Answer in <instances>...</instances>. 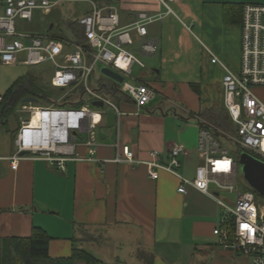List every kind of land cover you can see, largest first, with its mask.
Here are the masks:
<instances>
[{"label": "crops", "instance_id": "0c3cea01", "mask_svg": "<svg viewBox=\"0 0 264 264\" xmlns=\"http://www.w3.org/2000/svg\"><path fill=\"white\" fill-rule=\"evenodd\" d=\"M97 1L116 9L121 29H128L140 13L154 18L145 39L157 41L158 52L146 55L135 50L143 41L135 31L131 48L146 60L145 66H151L136 80L149 85L154 96L138 109L127 95L114 94L121 116L114 108L100 111L93 160L68 162L64 170L31 159H22L12 169L14 138L24 119L0 124V239L29 238L34 228H41L51 237L49 255L54 259L69 258L79 248L104 264H252L250 258L224 249L215 236L223 217L216 200L189 185L186 194L180 193L181 179L166 170L151 180L145 164L115 160L118 146H129L135 161H150V153L157 150L161 162L167 163L169 151L179 144L185 154L178 174L195 179L202 162L197 149L201 123L218 127L211 121L217 113L209 108L208 88L214 75L223 76L224 70L212 63V55L229 58L231 38L242 32L237 18H225V8L262 0H175L169 3L173 14H167L159 0ZM58 6L48 14H34L27 31L24 21L18 20L17 33L41 36L40 21ZM36 16L40 21L33 24ZM74 24L79 26L78 20L68 22L69 31L77 27ZM75 36L73 32L72 42ZM24 58L19 56V63L12 66L0 63L1 97L31 73L21 64ZM215 83L221 85L224 107L223 85ZM78 153L87 158L84 147ZM211 190L222 199L215 187Z\"/></svg>", "mask_w": 264, "mask_h": 264}, {"label": "built area", "instance_id": "2783aa9c", "mask_svg": "<svg viewBox=\"0 0 264 264\" xmlns=\"http://www.w3.org/2000/svg\"><path fill=\"white\" fill-rule=\"evenodd\" d=\"M72 0H4V12L0 15V63L12 66L19 63L33 67L50 62L54 67L51 86L72 95L77 92L75 102L80 107L35 106L29 109L18 129L14 145L16 154L10 158L12 169H17L22 159L43 160L51 166L64 170L68 162L92 161L96 154L97 128L101 123L100 110L93 109L94 102L101 101L121 112L111 97L116 93L127 95L138 109L145 108L152 97L149 85L132 78L133 66L144 69V62L132 50L135 44L132 32L143 41L139 51L146 55L158 52L155 40H146L148 23L153 17L140 13L128 28L119 27V15L113 6L97 5L96 0H82L93 5L91 13L81 17L78 25L82 29L86 44L62 42L40 35L17 33L16 21H32L36 11L48 14L53 7ZM175 0H159L173 14L169 3ZM68 45L70 52L64 53ZM212 63L224 70L222 79L224 107L236 126L237 137L232 138L238 150L247 152L264 161V102L256 91L264 89V5L246 4L242 18V58L240 68L231 70L212 55ZM98 64L116 72L124 81L109 80L106 91L92 90L89 83ZM90 98L92 102L87 103ZM3 98L0 96V103ZM99 108V107H96ZM220 128L205 124L198 137V153L201 164L197 167L193 181L179 176L180 157L185 154L182 145H175L168 153L167 163L161 162V153L154 150L151 160L135 161L129 146H118L117 163L145 164L151 180L159 178V170L178 176L182 185L179 192L186 194V185L213 198L223 210V217L214 232L221 246L236 254L250 258L252 264H264V205H259L252 191L239 194L236 201L220 199L211 190L234 192L240 170L238 158L231 155L219 138ZM84 147L87 158L78 153ZM249 187V186H247ZM251 189V188H250Z\"/></svg>", "mask_w": 264, "mask_h": 264}, {"label": "rangeland", "instance_id": "374dc122", "mask_svg": "<svg viewBox=\"0 0 264 264\" xmlns=\"http://www.w3.org/2000/svg\"><path fill=\"white\" fill-rule=\"evenodd\" d=\"M95 3L98 4V1H95ZM257 4H262L264 5V0L258 1ZM100 6V5H99ZM93 10V5L91 3L82 1V0H72V1H67V2H62L59 4L57 8L54 9L52 15L48 18H45L44 21L38 20L37 16L34 19V23H38L40 21L42 24L39 26V32H43L42 34L45 37L53 38L56 37L58 40L66 43L69 41L73 40V31L68 29L67 25L68 22H76L79 20L81 17L91 13ZM39 12L36 11L35 15L38 14ZM40 15V14H39ZM25 24V30L30 29L32 23L29 21H24ZM19 26V21H16V29ZM27 31V30H26ZM41 35V36H42ZM232 55L229 58L225 57H220L218 58L222 60L231 70L237 71L240 68V63H241V58H242V32L236 31L235 34H233L232 38ZM140 47L138 43L135 44L133 47L135 50H137ZM71 48L66 45L64 47V53L70 52ZM145 60V59H144ZM146 62V60L144 61ZM147 69H140L138 67H135L133 69V75L132 78H126L125 80L127 82H133L135 79L140 78L141 72H148L149 69H151V66L146 64ZM30 68V72L35 75L38 80L39 78L42 80V88L43 91L52 99L62 101L66 97V92H63L59 89H55L50 85V80L54 74V67L50 62H47L43 65L40 66H25ZM105 67L102 64H98L97 67L95 68L94 73L92 74L89 87L92 90H100V91H106L104 86L109 85V80L108 78L104 75L103 69ZM224 75V74H223ZM147 78V77H146ZM223 76H218L214 75L213 81L211 82L212 86L208 88V96L210 101V106L211 110H214L217 114H223L222 117V124L218 125L220 126L221 133L219 135L220 140L224 144L225 147H227L231 155L234 157H238L239 151L237 149V146L233 143L232 138L237 137V132H236V126L230 119L229 115L225 111L223 107V101H222V96H221V85H215L216 80H219L220 83H222ZM148 81H151L150 77L146 79ZM145 80V81H146ZM223 85V84H222ZM257 96L264 102V89L256 91ZM115 96V95H113ZM113 96L111 97L113 103L117 106L115 101L113 100ZM206 96V95H205ZM72 99H75L77 97V94H72L71 95ZM87 103L92 102L90 98H88ZM35 107V104H23L18 108V111L16 113V118L19 120H23L27 118L29 115V112H27L26 109L24 108H31ZM112 108L108 105H105L103 108H96L94 107L93 109L95 110H100L103 111L105 109ZM212 122H216L214 119L211 120ZM217 125V124H216ZM247 182L244 180V177L239 170V175H238V184L235 187L234 192H230L227 190H218L221 198L222 199H229L230 201L232 200L233 202L237 200L239 194L247 191ZM214 189V187L212 186ZM258 204L259 205H264V199L259 198L258 199Z\"/></svg>", "mask_w": 264, "mask_h": 264}, {"label": "trees", "instance_id": "16d2710c", "mask_svg": "<svg viewBox=\"0 0 264 264\" xmlns=\"http://www.w3.org/2000/svg\"><path fill=\"white\" fill-rule=\"evenodd\" d=\"M242 15L243 6L241 5H229L225 8L224 16L227 20L229 16H232L235 19L237 18L235 20L236 23L241 22L242 25ZM74 25L77 26V24ZM72 30L76 35L74 41L77 44L85 45L86 38L82 29L77 26ZM53 38L58 40L56 37ZM41 84L42 80L40 78L38 80L31 73L15 81L2 97L3 100L0 103V124L7 126L10 118L19 121L15 116L18 108L24 104L23 101L27 97H33L38 100L35 106L80 107L83 104L75 102L71 95H67L62 101L54 100L43 91V85L41 86ZM74 94H77V92H74ZM221 116L223 114L218 113L215 115L213 118L216 121L215 124H222L223 119ZM201 126L203 127L205 124L201 123ZM238 151L240 155L242 151ZM247 191H252L258 200L259 195L256 192L249 187H247ZM50 241L51 237L41 228H34L29 238L0 239V264H75L78 260H82L86 264H104L93 254L79 248H74L72 256L69 258L54 259L49 255Z\"/></svg>", "mask_w": 264, "mask_h": 264}, {"label": "water", "instance_id": "95a60500", "mask_svg": "<svg viewBox=\"0 0 264 264\" xmlns=\"http://www.w3.org/2000/svg\"><path fill=\"white\" fill-rule=\"evenodd\" d=\"M104 75L115 82L122 83L124 79L116 72L109 68L103 69ZM38 100L33 97L24 99V104H36ZM94 106L103 108L104 104L101 101L94 102ZM240 171L249 187L256 192L260 197L264 198V161L254 157L253 155L242 152L239 155Z\"/></svg>", "mask_w": 264, "mask_h": 264}, {"label": "flooded vegetation", "instance_id": "af4514ba", "mask_svg": "<svg viewBox=\"0 0 264 264\" xmlns=\"http://www.w3.org/2000/svg\"><path fill=\"white\" fill-rule=\"evenodd\" d=\"M247 186H249V185H247ZM249 188H250V187H249ZM259 198H262V197L259 196ZM259 198H258V199H259ZM262 199H264V198H262Z\"/></svg>", "mask_w": 264, "mask_h": 264}]
</instances>
